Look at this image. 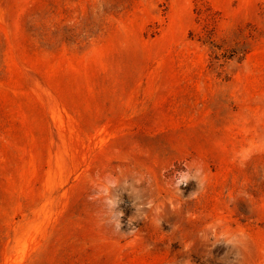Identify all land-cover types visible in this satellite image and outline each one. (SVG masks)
Returning <instances> with one entry per match:
<instances>
[{
    "label": "rangeland",
    "instance_id": "374dc122",
    "mask_svg": "<svg viewBox=\"0 0 264 264\" xmlns=\"http://www.w3.org/2000/svg\"><path fill=\"white\" fill-rule=\"evenodd\" d=\"M0 264H264V0H0Z\"/></svg>",
    "mask_w": 264,
    "mask_h": 264
}]
</instances>
